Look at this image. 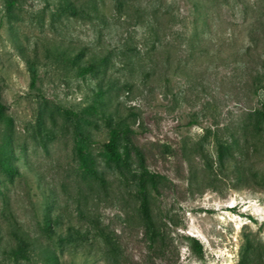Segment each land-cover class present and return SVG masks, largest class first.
<instances>
[{"label": "rangeland", "instance_id": "374dc122", "mask_svg": "<svg viewBox=\"0 0 264 264\" xmlns=\"http://www.w3.org/2000/svg\"><path fill=\"white\" fill-rule=\"evenodd\" d=\"M8 1L0 0V264H49L38 250L11 253V222L57 264H245L249 243L248 264H264V122L255 126L264 0ZM111 127L129 129L126 163L101 146ZM132 144L156 174L153 244Z\"/></svg>", "mask_w": 264, "mask_h": 264}, {"label": "trees", "instance_id": "16d2710c", "mask_svg": "<svg viewBox=\"0 0 264 264\" xmlns=\"http://www.w3.org/2000/svg\"><path fill=\"white\" fill-rule=\"evenodd\" d=\"M17 0H9L7 4H14ZM117 6L121 4L120 0H116ZM71 5V4H70ZM72 6V5H71ZM94 62L95 60L92 59ZM93 61L88 62L87 64L83 65L81 68L80 73L81 74H87L93 69ZM104 61L103 57H100L97 55V64ZM65 113H70L69 110L64 109ZM258 117L255 120V126L257 129H261V124L264 122V105L261 107V109L257 112ZM0 119H4L2 117V110L0 108ZM127 131H129L128 128H119V127H111L108 132V136L106 141H104L101 146L104 149V152L106 154V157L115 163L117 162H123L126 163L128 160V154L126 151L127 143H129V138L127 135ZM122 138L123 143V150L120 151L118 148V141ZM133 149L135 150L136 156H137V162L139 165L137 173L134 174L135 177V186H136V198L138 202L139 212L143 219V222L145 224V233L148 238V240L153 244L156 239L158 238V233L155 229V225L152 219V216L150 214V207H149V193L152 190H155V183H156V174L153 172H150L145 164L144 157L141 153V151L135 146L131 145ZM227 148L224 145L218 146V158L219 161L223 160V157L226 154ZM78 153L80 156H82L83 149L81 147H78ZM84 167V166H83ZM7 170H11L10 166H6ZM86 169V167H84ZM88 170V169H86ZM150 188H148V186ZM50 220L45 221V230L47 233L51 234L53 233L50 224ZM9 233L14 241L13 245L10 246L11 253L13 255H20L21 257L28 258L30 254L35 252L36 250L43 253L44 257L46 258V262L49 264H57L58 259L53 252L49 249V247L45 245L39 244L37 246L36 241L32 239L25 230L17 225L15 222H11L9 224ZM72 233H76V230H74ZM251 249V244H247L245 247L241 261L245 264H248L249 261V252Z\"/></svg>", "mask_w": 264, "mask_h": 264}]
</instances>
